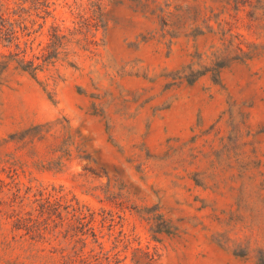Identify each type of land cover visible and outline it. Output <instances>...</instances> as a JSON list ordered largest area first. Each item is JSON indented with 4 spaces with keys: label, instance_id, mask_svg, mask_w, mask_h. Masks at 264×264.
Listing matches in <instances>:
<instances>
[{
    "label": "rangeland",
    "instance_id": "rangeland-1",
    "mask_svg": "<svg viewBox=\"0 0 264 264\" xmlns=\"http://www.w3.org/2000/svg\"><path fill=\"white\" fill-rule=\"evenodd\" d=\"M51 2L72 64L0 70V264H108L73 197L110 264L264 260V0Z\"/></svg>",
    "mask_w": 264,
    "mask_h": 264
},
{
    "label": "trees",
    "instance_id": "trees-1",
    "mask_svg": "<svg viewBox=\"0 0 264 264\" xmlns=\"http://www.w3.org/2000/svg\"><path fill=\"white\" fill-rule=\"evenodd\" d=\"M52 4L51 0H0V45L7 49L6 54L2 53L4 59L0 61L1 71L7 69L10 64H14L15 68L30 73L33 79L38 81L37 71L54 65L58 59L66 60L68 64H72L67 61L69 53L59 51V48H65V42H68L69 39L66 35L60 34L61 27L58 24L52 23L50 26L52 44L50 47L48 46L47 54L42 51L35 53L32 47L28 45L34 39V34L42 28L46 18L53 16ZM22 38L24 39L22 40ZM81 41L84 43L85 49L89 48L90 39L87 33H84L81 40L77 42ZM12 47L13 49H11ZM28 48L32 52L30 56L27 55ZM49 49L50 51H48ZM41 50H44V48ZM60 53L62 54L61 57H59ZM214 66L215 68L212 70L215 74H218L223 64L216 61ZM202 74L204 72H200L197 76ZM62 196H65V194H62ZM70 200L63 208L70 209L67 213H70L71 218L76 222L73 229L74 235H77L81 243H86L88 237H91V242L99 247V250L94 252L92 256L97 261L103 258L110 264L116 253L110 254L108 250H104L102 243L98 241V235L92 226L93 211L74 197ZM155 256H157L155 252L144 251L143 260L134 258L132 261L134 264H160ZM259 264H264V260L260 259Z\"/></svg>",
    "mask_w": 264,
    "mask_h": 264
}]
</instances>
